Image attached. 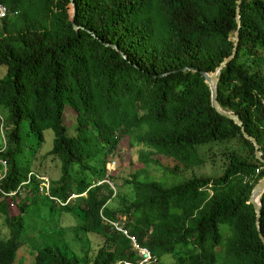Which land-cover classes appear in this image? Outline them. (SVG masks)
<instances>
[{
    "label": "trees",
    "instance_id": "obj_1",
    "mask_svg": "<svg viewBox=\"0 0 264 264\" xmlns=\"http://www.w3.org/2000/svg\"><path fill=\"white\" fill-rule=\"evenodd\" d=\"M238 2L0 0L8 11L0 19V67H6L0 78V159L9 164L0 179V215L11 231L0 238V264H16L25 218L35 204L59 213L61 222L71 220L80 247L77 253L68 246L39 248L35 264L138 261L130 241L102 217L125 219L126 231L148 249L152 264L163 256L175 264H264L249 204L264 165L241 127L213 108L202 75L234 50ZM240 6L238 51L218 76L219 102L241 118L264 158V0H242ZM24 128L38 145L30 155ZM48 130L53 147L44 153ZM126 139L143 148L145 167L159 155L174 161L166 171L191 176L164 188L144 178L146 171H135L123 181L130 192H118L108 166ZM206 145L223 147L221 174L193 170L202 165L199 150ZM40 156L60 167L50 197L35 172ZM25 186L43 198L24 200L21 214L13 215ZM260 200L264 236V194ZM221 225L228 227L225 235ZM66 229L46 233L63 239Z\"/></svg>",
    "mask_w": 264,
    "mask_h": 264
},
{
    "label": "rangeland",
    "instance_id": "obj_2",
    "mask_svg": "<svg viewBox=\"0 0 264 264\" xmlns=\"http://www.w3.org/2000/svg\"><path fill=\"white\" fill-rule=\"evenodd\" d=\"M6 74V67H0V78ZM68 110H66L67 112ZM69 113L66 116V124L69 126V135H74L75 125L72 123L73 118L70 117ZM27 126V124H26ZM23 136L27 140L28 148L27 154L30 155L34 153L32 150L34 147H38L36 145L34 137H28L26 134V129H23ZM46 143L44 144V153H47L53 147V139L54 133L52 130H48L45 133ZM33 145V146H30ZM132 145V146H131ZM38 149V148H36ZM223 147L218 145H206L199 150V159L203 160L202 165H198L194 167V171L196 174L204 173L206 175H218L223 172L222 165L225 162V159L220 154ZM142 147L137 146L131 139H126L121 144V154L118 156V159H115L116 165H109L108 171H115V186L113 183L111 184L112 188H116L119 191L123 190V181L128 178L130 174L135 171H146L143 174L144 178H148L150 180H154L158 182L162 187H172L183 183L188 180L191 176V172H182L180 174H172L167 169L172 168L174 165V161L172 159H168L163 156H155L151 157L149 163H146V167L143 165V162L140 159ZM213 155H216L214 158ZM47 156V155H46ZM45 156V157H46ZM38 160L35 171L42 178L48 179L50 183L53 181H58L61 178V172L59 165H55L52 163V159L48 157V159L37 158ZM3 160V159H0ZM114 160V159H113ZM157 163H155V162ZM158 164V166L156 165ZM9 168V164L6 165L0 162V179L4 176L5 172ZM124 192L129 193L130 190L125 188ZM42 192V191H41ZM20 203L17 206H13L11 208V212L13 215H20V204L22 205L24 200L27 203V199H33L35 201L41 202L43 196L42 194L37 196L34 191V186L28 188L25 186L22 189L20 194ZM13 202V200H12ZM26 222V232L23 238V245L19 251L18 258L16 264H35L36 262V252L39 248H44L50 245H59V246H68L73 252H78V248L80 249L77 242L73 241L75 233L72 232L73 222L70 220H66V222H61L59 213L53 215L49 208H43V204H35L32 208H30L28 215L25 218ZM68 228L64 231V238L61 239L57 234H47L46 231H55L56 227ZM228 227L226 225H221L220 230L223 235H225ZM11 231L6 223V217L4 215H0V238L7 239L10 237ZM160 264H175L173 259L170 256H163L160 258Z\"/></svg>",
    "mask_w": 264,
    "mask_h": 264
},
{
    "label": "water",
    "instance_id": "obj_3",
    "mask_svg": "<svg viewBox=\"0 0 264 264\" xmlns=\"http://www.w3.org/2000/svg\"><path fill=\"white\" fill-rule=\"evenodd\" d=\"M241 3L242 0H239L237 8H236V16H237V24H238V29L235 33V38H234V50L231 54L230 57L224 59L222 61V63L216 68V70L212 73H207V72H202L203 77L205 78L206 83L209 85L210 90H211V101H212V106L213 108L223 117L230 119L232 121H234V123L241 127V133L243 135V137L248 140L252 146H253V150H254V157L257 161L261 162L264 165V158H262L261 153L259 151V145L256 141L255 138L249 136L245 131H244V123L241 120V118L235 114L232 111H227L224 110L219 102V90H218V76L221 72V70L225 67H227V65L233 61L236 57L237 51H238V44L240 41V30L242 27V22H241ZM73 5V4H72ZM75 14V9H73V14H72V19L74 17ZM74 29H78L76 26H73ZM186 70V69H185ZM197 71V70H196ZM264 194V177L258 182L257 185H255V187L253 188L252 192H251V196L249 199V204H252L255 211H256V226L259 232V237L261 239V241L264 244V236L261 233V216H262V202H261V197Z\"/></svg>",
    "mask_w": 264,
    "mask_h": 264
},
{
    "label": "built area",
    "instance_id": "obj_4",
    "mask_svg": "<svg viewBox=\"0 0 264 264\" xmlns=\"http://www.w3.org/2000/svg\"><path fill=\"white\" fill-rule=\"evenodd\" d=\"M7 13H8L7 8L3 5H0V19L4 18L7 15ZM0 162L4 163L5 165L7 163L4 160H0ZM111 165H116V164L112 163ZM256 172L258 174L260 172V169H258ZM2 178H3V176L1 177V180H2ZM41 180L43 181V185L41 188L42 193L44 195H47L48 197H50V182L48 181V179H45V178H42ZM51 200H55V199L51 198ZM55 201H57V200H55ZM57 202L60 203L59 201H57ZM102 221L105 223H108L110 226H112V228L116 232L122 234L124 237H126L130 241L132 249L135 252L136 257L138 258V261H136V262H119L117 264H152L153 263V258L151 256L150 252L148 251V249H146L144 247H140L137 244L136 239L134 237L130 236L128 234V232L126 231L125 225H124L125 219H122V220H119L116 222H109L108 220H106L102 217Z\"/></svg>",
    "mask_w": 264,
    "mask_h": 264
}]
</instances>
